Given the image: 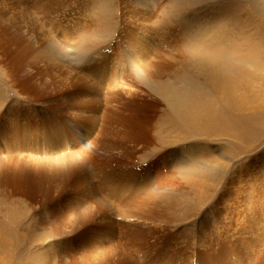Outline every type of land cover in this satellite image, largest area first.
I'll list each match as a JSON object with an SVG mask.
<instances>
[{
    "label": "rangeland",
    "instance_id": "obj_1",
    "mask_svg": "<svg viewBox=\"0 0 264 264\" xmlns=\"http://www.w3.org/2000/svg\"><path fill=\"white\" fill-rule=\"evenodd\" d=\"M0 185V264H264V0H0Z\"/></svg>",
    "mask_w": 264,
    "mask_h": 264
},
{
    "label": "bare ground",
    "instance_id": "obj_2",
    "mask_svg": "<svg viewBox=\"0 0 264 264\" xmlns=\"http://www.w3.org/2000/svg\"><path fill=\"white\" fill-rule=\"evenodd\" d=\"M109 1H110V0H109ZM153 1H154V0H153ZM115 2H116V1H115ZM113 4H114V3H113ZM114 5H115V4H114ZM183 5H184V4H183ZM137 6H138V5H137ZM114 7H115V6H114ZM118 7H119V6H118ZM143 7H144V6H143ZM109 9H110V8H109ZM116 9H117V8H116ZM77 10H78V9H77ZM139 10H140V9H139ZM141 10H142V9H141ZM141 10H140V11H141ZM105 11H109V10H106V9H105ZM114 11H115V10H114ZM136 11H137V10H136ZM143 11H144V10H143ZM84 12H85V11H84ZM86 12H87V11H86ZM99 12H100V14L102 13L100 10H99ZM111 12H113V11H111ZM141 12H142V11H141ZM141 12H140V13H141ZM104 13H105V12H104ZM106 13H107V12H106ZM120 13H121V12H120ZM137 14H138V13H137ZM107 15H108V14H107ZM111 16H114V15H111ZM143 16H144V15H143ZM142 18H143V17H142ZM146 18H147V17H146ZM146 18H145V19H146ZM136 19H137V18H136ZM111 20H112V18H111ZM132 24H133V23H132ZM132 24H131V25H132ZM135 26H136V25H135ZM137 27H139V26H137ZM142 27H143V26H142ZM88 29H89V28H88ZM134 29H135V28H134ZM136 29H137V28H136ZM138 29L140 30V28H138ZM142 30H143V29H142ZM145 30H146V29H145ZM134 31H136V30H134ZM137 31H138V30H137ZM139 32H141V31H139ZM140 34H141V33H140ZM142 34H143V33H142ZM150 38H151V37H150ZM147 40H148V38H147ZM46 41H48V40L46 39L45 42H46ZM118 42H119V41H118ZM52 43H53V40H52ZM54 43H55L56 45H59V42H58V44H57V42L54 41ZM54 43H53V44H54ZM119 43H121V42H119ZM97 46H98V45H97ZM100 46H101V45H100ZM103 46H104V45H103ZM147 46H148V45H147ZM90 48H91V49H89V46H83V47H81V50H82V51H81V52H82V53H81V57H82L84 60H86V58H87V60H91V59H93V57H94V56H93V51H92V48H93V47L90 46ZM104 49H105V48H104ZM102 50H103V49H102ZM123 50H124V49H123ZM153 50H154V49H153ZM79 51H80V49H79ZM99 51H100V50H99ZM99 51H98V55H99ZM125 51H126V50H125ZM141 51H142V50H141ZM154 52H155V51H154ZM51 53H53V51H52ZM100 53H101V52H100ZM190 53H191V52H190ZM104 55H105V54H104ZM125 55H126V54H125ZM125 55H124V58H125ZM127 55H128V54H127ZM92 56H93V57H92ZM96 56H97V55H95V57H96ZM122 56H123V55H122ZM143 56H144V55H143ZM49 57H50V56H49ZM127 57H128V56H127ZM104 58H105V57H104ZM104 58H103V59H104ZM128 58H129V57H128ZM106 59H107V58H106ZM209 59H210L209 61L211 62V66H213V61H212L213 58H212V59L209 58ZM47 60H48V58H47ZM104 60H105V59H104ZM80 61H81V60H80ZM127 61H128V60H127ZM198 61H199V60H198ZM81 62H82V61H81ZM86 62H87V61H86ZM105 62H106V61H105ZM131 62H133V59L130 61V64L132 65V66H131L132 68H135V67L137 68L136 65L140 66V68H142V67L147 68V69H148V67H149V68H153V69L155 68V65L152 64V62H151L149 59L145 61L144 58H143V59H141L138 63H134V64L131 63ZM150 62H151V63H150ZM201 62H202V61H201ZM52 63H54V62H52ZM52 63H51V64H52ZM100 63H101V62H100ZM117 64H118V63H117ZM127 64H129V62H128ZM207 64H208V63H207ZM52 65H53V64H52ZM52 65H51V66H52ZM95 65H96V64H95ZM124 65H125V64H124ZM53 66H54V65H53ZM105 66H106V65H105ZM214 66H215V65H214ZM62 67H63V66H62ZM74 67H76V66H73V68H72L73 70L76 69V70H79L80 72H83V71H84V70L82 71V69H83L82 67H77V68H74ZM87 67H88V65H87ZM89 67H90V66H89ZM59 68H60V67H59ZM66 68H67V67H66ZM85 68H86V67H85ZM85 68H84V69H85ZM140 68H138V69H140ZM69 69H70V68H69ZM153 69H152V70H153ZM86 70H87V69H86ZM58 71H59V70H58ZM70 71H71V70H70ZM89 71H91V70H89ZM94 71H95V70H94ZM137 71L140 72V73H142V74H144V75H146V76H147L146 73L149 72V71H147V70H146L147 72H141V71H139V70H137ZM150 71H151V70H150ZM65 72H66V71H65ZM67 72H68V71H67ZM67 72H66V73H67ZM77 72H78V71H77ZM101 72H102V71H101ZM63 73H64V72H63ZM68 73H70V72H68ZM68 73H67V74H68ZM71 73H72V71H71ZM75 73H76V72H75ZM97 73H98V72H97ZM99 73H100V72H99ZM114 73H116V72H114ZM149 73H150V72H149ZM58 74H59V73H58ZM64 74H65V73H64ZM100 74H101V73H100ZM78 75H79V74H78ZM82 75H83V74H82ZM84 75H85V74H84ZM115 75H116V74H115ZM68 76H69V75H68ZM91 76H92V75H91ZM62 77H63V76H62ZM75 77H76V76H75ZM80 77H81V76H80ZM85 77H86V76H85ZM92 77H93V76H92ZM64 79H65V77H64ZM81 79H82V78H81ZM94 79H95V78H94ZM72 81H73V79L71 80V83H72ZM114 82H115V81H114ZM74 83H75V82H74ZM82 83H83V82H82ZM68 84H69V83H68ZM68 84H67V85H68ZM74 86H75V85H74ZM78 86H80V85H78ZM82 86H83V85H82ZM62 87H63V86H62ZM64 87H65V86H64ZM92 87H93L92 85H88L87 88H86L87 90H90V91H89V92L91 93V94H89V95H91L90 97H92V94H95V93H93L94 89H92ZM69 88H70V87H69ZM71 88H72V87H71ZM71 88H70V89H71ZM84 88H85V87H84ZM86 89H84L83 91L85 92ZM114 89H115V88H114ZM164 89H165V88H164ZM227 89H228V88H227ZM227 89H226L225 91H228ZM58 90H59V89H58ZM157 90H158V89H157ZM55 91H57V90H55ZM74 91H75V90H74ZM106 91H107V90H106ZM111 91H112V90H111ZM161 91H162V88H161ZM161 91H160V92H161ZM96 92H97V91H96ZM160 92H159V94H160ZM163 92H165V91H163ZM229 92H230V91H228V93H229ZM65 93H66V92H65ZM80 93H81V92H80ZM126 93H127V92H126ZM128 93H129V92H128ZM66 94H67V93H66ZM81 94H82V93H81ZM85 94H86V93H85ZM106 94H107V93H105V95H106ZM167 94H168V93H166V94H164V95H167ZM99 95H100V94H99ZM110 95H111V94H110ZM114 95H115V94H114ZM226 95H227V93H226ZM80 96H81V95H80ZM86 96H87V95H86ZM106 96H108V94H107ZM106 96H104L103 99H104ZM179 96H180V95H179ZM179 96L176 95V93H175V95H173V93H172L170 96H167V98L165 97V98H164V99H165L164 101H165V104H166L167 108L170 109V111L172 112V114H174L175 116H177V117L180 119V121H182V122H183V121H184V122L186 121V122H187L188 119L192 118V116L189 117L188 115H191V114H193V113H190V111L187 113L188 110H187V111H186V109L184 110V108H188V109L190 110V108H189L190 105H189V106H188V105H187V106H184L185 100H183L182 97H179ZM183 96H184V95H183ZM94 97H97V95L94 96ZM159 97H160V96H159ZM184 97H185V96H184ZM107 98H108V97H107ZM107 98H105V99H107ZM109 98H110V97H109ZM161 98H162V97H161ZM62 99H63V98H62ZM76 99H77V96H76ZM84 99H85V97L83 98V97L81 96V98H80L78 101H79V102H83V104L86 105V102H87L88 104H90V103H91V100H93V98H89V97H88V98H86V102L84 103V101H85ZM114 99H115V98H114ZM159 99H160V98H159ZM226 99H227V98H226ZM230 99H231V98H230ZM28 100H29V99H28ZM101 100H102V99H101ZM162 100H163V99H162ZM190 100H191V99H190ZM195 100H196V98H195ZM99 101H100V100H99ZM104 101H105V102L107 101L106 103H109L108 101H110V100L107 99V100H104ZM164 101H162V103H163ZM187 101H188V100H187ZM230 101H231V100H230ZM30 102H32V101H30ZM55 102H56V101H55ZM63 102H64V101H63ZM76 102H77V101H76ZM76 102H75V103H76ZM102 102H103V101H102ZM111 102H112V101H111ZM188 102H189V101H188ZM196 102H198V101H196ZM93 103H95V102H93ZM125 103H126V102H125ZM201 103H203V102H201ZM62 104H63V103H62ZM80 104H82V103H80ZM80 104H79V105H80ZM96 104H97V103H96ZM103 104H104V103H103ZM110 104H111V103H110ZM127 104H128V103H127ZM107 105H108V104H107ZM129 105H130V104H129ZM163 105H164V104H163ZM201 105H202V104H201ZM201 105H200V106H201ZM210 105H211V104H210ZM212 105H213V104H212ZM56 106H57V103H56ZM74 106H75V105H74ZM104 106H105V105H104ZM203 106H204V105H203ZM90 107H91V105H90ZM123 107H125V106L123 105L122 108H123ZM126 107L130 108L128 105H126ZM207 107H208V106H207ZM54 108H55V107H54ZM58 108H59V107H58ZM76 108L79 110V113L76 114V115H81V114H80L81 111L83 112V114H85V113L87 112L85 106H84V107H81V106H75V107H72L71 109H73L74 111H76ZM91 108H92V107H91ZM103 108H104V107H103ZM108 108H110V107H108ZM108 108L106 109V107H105V109L109 112V109H108ZM120 108H121V107H120ZM122 108H121V109H122ZM205 108H206V107H205ZM212 108H213V107H212ZM215 108H216V107H215ZM223 108H226V107H223ZM88 109H89V108H88ZM105 109H104V110H105ZM117 109H119V108H117ZM125 109H126V108H125ZM125 109L123 108V111H124V112H125ZM131 109H133V108H131ZM221 109H222V108H221ZM44 110H45V109H44ZM99 110H100V109H99ZM106 110H105V111H106ZM110 110H111V109H110ZM119 110H120V109H119ZM127 110H128V109H126V111H127ZM208 110H209V109H208ZM208 110H207V111H208ZM216 110H217V109H216ZM111 111H112V110H111ZM117 111H118V110H117ZM128 111L130 112V110H128ZM185 111H186V112H185ZM193 111H194V110H193ZM193 111H192V112H193ZM222 111H223V110H222ZM99 112H100V111H99ZM113 112H115V113L117 114V112L115 111V109H114ZM124 112H123V113H124ZM205 112H206V111H205ZM218 112H219V111H218ZM105 113H106V112H105ZM141 113H142V112H141ZM214 113H215V112H214ZM216 113H217V112H216ZM224 113H225V112H224ZM108 114H110V113H108ZM118 114H120V116H121L120 111H118ZM118 114H117V115H118ZM205 114H206V113L203 112L202 116H204ZM221 114H222V113H220V115H221ZM228 114H229V113H228ZM117 115L115 116V118L117 117ZM122 115H123V114H122ZM186 115H187L188 117H186ZM218 115H219V114H218ZM86 116H88V115L86 114ZM86 116L84 115V117H86ZM89 116H90V115H89ZM89 116H88V117H89ZM124 116L126 117V115H124ZM129 116H130V115H129ZM221 116H222V115H221ZM67 117H68V116H67ZM72 117H73V116H72ZM84 117H83V118H84ZM88 117H87V118H88ZM102 117H103V116H102ZM104 117H105V115H104ZM108 117H109V116H108ZM111 117H112V115H111ZM118 117H119V115H118ZM122 117H123V116H122ZM223 117H224V116H223ZM87 118H86V119H87ZM106 118H107V116H106ZM113 118H114V117H113ZM193 118H194V117H193ZM193 118H192V119H193ZM198 118H199V117H198ZM212 118H213V117H212ZM214 118H215V117H214ZM69 119H70V118H69ZM128 119H129V118H128ZM195 119H197V118H195ZM195 119H194V120H195ZM115 120L117 121V119H115ZM115 120H113V121H115ZM198 120H201V121H202V118L200 117ZM206 120H207V119H206ZM62 121H63V120H62ZM92 121H93V120H92ZM105 121H106V120H105ZM196 121H197V120H196ZM49 122H50V121H49ZM89 122H90V121H89ZM107 122H108V120H107ZM191 122H192V121H190V122H188V123H190V125H191V124H192ZM51 123H52V122H51ZM62 123H63V122H62ZM73 123H74V122H73ZM108 123H109V122H108ZM126 123H127V122H126ZM81 124H82V123H81ZM93 124H95V121L93 122ZM100 124H101V123H100ZM110 124H111V127H110V129H108L109 131H110L111 128H112V122H111ZM186 124H187V123H186ZM193 124H195V122H194ZM198 124H199V123H198ZM49 125H50V123H49ZM88 125H89V124H88ZM107 125H108V124H107ZM116 125H117V123H116ZM124 125H125V124H124ZM53 126H54L55 128L52 127V126H46L45 130H46V132L48 133V136L43 135V137L50 138V136H55V135L58 136V135H57V132L59 131V129L61 128L62 125H61L60 123L55 122V121L53 120ZM108 126H110V125H108ZM117 126H118V125H117ZM193 126H194V125H193ZM196 126H197V125H196ZM227 126H228V125H227ZM95 127H96V126H94V125L92 126V125H91V127H89L88 130H90V132H91V131H94V130L96 129ZM106 127H107V126H106ZM191 127H192V126H191ZM80 128H81V127H80ZM107 128H108V127H107ZM107 128H106V129H107ZM183 128H184V127H183ZM43 129H44V128H43ZM81 129H82V128H81ZM98 129H99V128H98ZM100 129H101V127H100ZM100 129H99V130H100ZM195 129H196V128H195ZM122 130H123V128H122ZM100 132H101V131H100ZM98 133H99V132H98ZM108 133H109V132H108ZM108 133H107V134H108ZM95 134H96V133H95ZM110 134H111V133H110ZM110 134H109V135H110ZM100 135H101V134H100ZM100 135H99V136H100ZM84 136H85V135H84ZM110 136H111V135H110ZM110 136H109V137H110ZM112 136H113V134H112ZM97 137H98V136H97ZM97 137H96V140H97ZM103 137H104V136H103ZM116 137H117V136H116ZM86 138H87V137H86ZM43 139H44V140H42L41 142H37V143H35V142H31L30 144H31V145L34 144V143H35V144H41V146H42V147L40 148V151H41V152H43V151L53 152L54 149L51 151L50 146H49V147L46 146L47 143L49 142V140H45V138H43ZM98 139H99V138H98ZM106 139H107V142L109 143L110 140H108L107 137H106ZM111 139H112V138H111ZM96 140H95V141H96ZM112 140H113V139H112ZM103 141H104V143H107V142H105V139H104ZM97 142H98V140H97ZM101 142H102V141H101ZM101 142H100V144H98L99 142H98L97 144L101 146V145H102ZM108 143H107V146H108ZM48 144H49V143H48ZM111 145H112V144H111ZM105 146H106V145H105ZM61 147H62V146H61ZM101 147H102V146H101ZM103 147H104V145H103ZM57 149H59V148L57 147L55 150H57ZM70 149H71V148H70ZM103 149H104V148H103ZM105 149H107V147H105ZM69 153H70V152H69ZM53 154H54V153H53ZM66 155H67V154H66ZM71 155H72V154H71ZM63 158H64V157H63ZM76 158H77V156H76ZM73 159H74V158H73ZM67 160L70 161V159H67ZM92 160H93V159H92ZM94 160H96V159H94ZM112 160H114V157H113ZM112 160H109V162L112 161ZM60 161H61V160H60ZM107 161H108V160H107ZM59 163H60V162H59ZM106 163H107V162L105 161V164H106ZM56 164H57V162H56ZM56 164H55V165H56ZM107 164H109V163H107ZM111 164H112V163H111ZM153 164H154V163H153ZM49 165H50V164H49ZM58 165H59V164H58ZM65 165H67V164L65 163V164H63L61 167H58V166L56 165L55 169L58 170V168H60L59 171H61V170L65 169ZM89 165H90V164H89ZM93 165H94V164H93ZM113 165H114V164H113ZM101 166H103V165H101ZM111 166H112V165H110V167H111ZM127 166H128V165H127ZM51 167H52V166H51ZM116 167H117V166H116ZM67 168H68V166H67ZM91 168H93V166H92ZM106 168H107V167H106ZM108 168H109V167H108ZM111 168H112V167H111ZM111 168H110V170H111ZM68 169H69V168H68ZM68 169H67V170H68ZM96 170H97V169H96ZM108 170H109V169H108ZM112 170H113V169H112ZM64 171H65V170H64ZM80 171H81V170H80ZM85 171H86V170H85ZM85 171H84V172H85ZM91 171H92V170H91ZM105 171H107V170H105ZM108 172H109V171H108ZM56 173H58V172L56 171ZM56 173H55V174H56ZM64 173H65V172H64ZM90 173H92V172H90ZM96 173H98V172H96ZM107 174H108V173H107ZM52 175H53V174H52ZM57 175L59 176V174H57ZM57 175H56V176H57ZM90 175H91V174H90ZM93 175H94V174H93ZM95 175H96V174H95ZM99 175H100V174H99ZM111 175H112V173H111ZM53 176H54V175H53ZM78 176H79V175H78ZM81 176H82V173H81ZM88 176H89V175H88ZM101 176H102V175H101ZM60 177H61V176H60ZM91 177L94 178L95 176H94V177L91 176ZM96 177H98V176H96ZM104 177H105V176H104ZM107 177H108V176H107ZM80 178H81V177H80ZM81 179H82V178H81ZM90 179H91V178H90ZM92 181H93V180H92ZM104 181H105V180H104ZM106 181H107V179H106ZM109 181H110V180H109ZM190 181H191V180H190ZM5 182H6V181H5ZM75 183H76V182H75ZM106 183H107V182H106ZM159 184H160V183H159ZM112 185H113V184H112ZM0 186H1V185H0ZM2 187H4V186H2ZM112 188H115L116 190H124V191H127V190H128L127 187H123V186H121V185H116V186H114V187H112ZM105 191H106V190H105ZM113 192L115 193V191H113ZM168 195H169V194H168ZM172 196H173V195H172ZM154 198H155V197H154ZM161 198H164V199L167 198V199L169 200V196H165V194H162ZM145 200H146V199H145ZM160 200H161V199H160ZM128 201L130 202V204L128 203ZM128 201H127V203L129 204V207H130V208L127 210L126 214L129 213V211H130V210L132 209V207H133V204H132V202H131L132 200H131V201L128 200ZM157 201H158V200H157ZM97 202H98V201H97ZM99 202H100V201H99ZM99 202H98V203H99ZM141 203H142L141 205L144 204V202H141ZM70 204H71V203H70ZM70 204H69V205H70ZM95 204H96V203H95ZM99 204H100V203H99ZM128 204H124V203H123V207H122L121 211H122L123 208H124L126 205H128ZM150 204H152V202H151ZM156 204H157V202H156ZM170 204H171V203H170ZM172 204H173V203H172ZM69 205H68V206H69ZM145 205H146L147 208L150 206V205L147 204V203H146ZM154 205H155V204H154ZM154 205H153V207L156 209V206H154ZM68 206H67V207H68ZM143 206H144V205H143ZM157 209H158V208H157ZM157 209H156V210H157ZM156 210H155V211H156ZM158 210H159V209H158ZM153 212H154V211H153ZM88 213H89V212H88ZM59 217H62V216L59 215V216L57 217L58 220H62V218H59ZM86 218H87V217H86ZM99 225H100V224H99ZM101 225H102V224H101ZM101 235H102V234H101ZM119 251H120V250H119Z\"/></svg>",
    "mask_w": 264,
    "mask_h": 264
}]
</instances>
